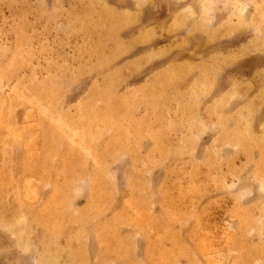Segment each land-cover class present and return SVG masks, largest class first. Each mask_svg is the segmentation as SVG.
I'll use <instances>...</instances> for the list:
<instances>
[{
  "label": "rangeland",
  "instance_id": "1",
  "mask_svg": "<svg viewBox=\"0 0 264 264\" xmlns=\"http://www.w3.org/2000/svg\"><path fill=\"white\" fill-rule=\"evenodd\" d=\"M0 264H264V0H0Z\"/></svg>",
  "mask_w": 264,
  "mask_h": 264
}]
</instances>
